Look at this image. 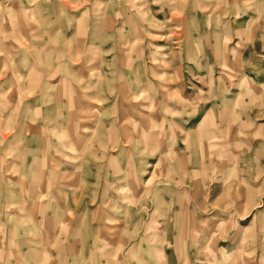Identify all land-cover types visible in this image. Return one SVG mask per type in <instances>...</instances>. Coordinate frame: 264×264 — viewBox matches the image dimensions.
<instances>
[{"label":"rangeland","instance_id":"rangeland-1","mask_svg":"<svg viewBox=\"0 0 264 264\" xmlns=\"http://www.w3.org/2000/svg\"><path fill=\"white\" fill-rule=\"evenodd\" d=\"M0 264H264V0H0Z\"/></svg>","mask_w":264,"mask_h":264}]
</instances>
